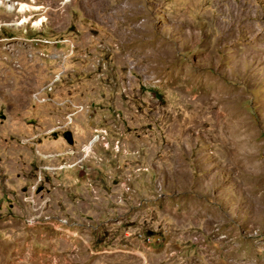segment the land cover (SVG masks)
<instances>
[{
	"label": "rangeland",
	"instance_id": "374dc122",
	"mask_svg": "<svg viewBox=\"0 0 264 264\" xmlns=\"http://www.w3.org/2000/svg\"><path fill=\"white\" fill-rule=\"evenodd\" d=\"M0 264H264V0H0Z\"/></svg>",
	"mask_w": 264,
	"mask_h": 264
},
{
	"label": "bare ground",
	"instance_id": "6f19581e",
	"mask_svg": "<svg viewBox=\"0 0 264 264\" xmlns=\"http://www.w3.org/2000/svg\"><path fill=\"white\" fill-rule=\"evenodd\" d=\"M20 6H21L20 9H21V10H24V11H25L26 8H28V6H26L25 4H20Z\"/></svg>",
	"mask_w": 264,
	"mask_h": 264
},
{
	"label": "water",
	"instance_id": "95a60500",
	"mask_svg": "<svg viewBox=\"0 0 264 264\" xmlns=\"http://www.w3.org/2000/svg\"><path fill=\"white\" fill-rule=\"evenodd\" d=\"M65 138V140H67V137H64Z\"/></svg>",
	"mask_w": 264,
	"mask_h": 264
},
{
	"label": "flooded vegetation",
	"instance_id": "af4514ba",
	"mask_svg": "<svg viewBox=\"0 0 264 264\" xmlns=\"http://www.w3.org/2000/svg\"><path fill=\"white\" fill-rule=\"evenodd\" d=\"M64 135H66V134H64Z\"/></svg>",
	"mask_w": 264,
	"mask_h": 264
}]
</instances>
